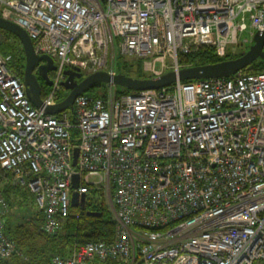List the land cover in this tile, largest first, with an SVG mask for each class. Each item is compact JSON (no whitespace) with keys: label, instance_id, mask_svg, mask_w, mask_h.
Returning <instances> with one entry per match:
<instances>
[{"label":"built area","instance_id":"obj_1","mask_svg":"<svg viewBox=\"0 0 264 264\" xmlns=\"http://www.w3.org/2000/svg\"><path fill=\"white\" fill-rule=\"evenodd\" d=\"M0 15L57 61L43 105L0 51V166L28 187L55 233L72 194L102 187L114 241L76 245L53 264H264V71L177 79L170 86L64 98L67 69L117 74L119 55L144 57L152 77L180 54L226 56L264 29V0H0ZM75 149H79L75 162ZM79 175L78 186L73 177ZM0 189V261L16 251Z\"/></svg>","mask_w":264,"mask_h":264},{"label":"trees","instance_id":"obj_2","mask_svg":"<svg viewBox=\"0 0 264 264\" xmlns=\"http://www.w3.org/2000/svg\"><path fill=\"white\" fill-rule=\"evenodd\" d=\"M247 49L248 47L236 53L230 51L226 56L219 57L212 47H201L191 53L180 54L179 60L184 65L216 63L241 56ZM0 51L3 54H12L13 59L10 65L20 75H23L26 64L23 44L15 34L2 28H0ZM143 63L144 57L133 56L131 58L130 56L119 55L117 69L119 73L134 77H152L144 70ZM244 70L252 73L264 71V58H258ZM184 81L189 82L190 79ZM50 88L46 81L43 95ZM109 89V83H97L88 92L98 96H107ZM132 91L134 90L123 86H115V92L118 94ZM67 93L68 91L62 87L58 97L63 98ZM12 179V173L0 166V189H2L10 207L17 203L24 204L30 190L28 187L13 184ZM43 223L44 213L38 207L33 215L23 218L16 225L12 227L6 225L7 232L14 239L17 249L12 255L2 259L0 264H53L55 255L70 256L76 245L90 241L112 242L117 232V220L114 211L100 186L93 187L87 193L84 202L70 206L68 214L60 217V227L55 233L46 232L43 229ZM103 264H120V262L109 259Z\"/></svg>","mask_w":264,"mask_h":264},{"label":"water","instance_id":"obj_3","mask_svg":"<svg viewBox=\"0 0 264 264\" xmlns=\"http://www.w3.org/2000/svg\"><path fill=\"white\" fill-rule=\"evenodd\" d=\"M0 28L15 34L22 42L26 57L24 77L26 92L35 105L42 106V87L39 79L34 73V70L40 61H46L45 64L40 66V69L44 72L45 80L49 85H51L52 79H50L47 75V68H49L51 63L54 62L53 57L48 54H38L35 51L34 44L29 33L15 21L9 20L0 15ZM258 58H264V29L258 30L255 33L253 43L250 45V48L241 56L221 60L216 63L186 66L182 67L179 71L170 70L159 77L139 78L121 72L111 74L107 70H99L86 75L79 68H75L72 71L66 70L65 73L68 77L63 81V86L68 90V93L65 95L64 99L55 105L47 107V109L51 114L59 113L68 108L74 109L75 98L79 94L89 91L97 83H109L133 90L161 88L170 86L177 79L193 80L231 76L239 70L249 67ZM77 78H81V80H77ZM74 152L76 162L79 149H75ZM73 180L74 186L77 187L79 175L75 174ZM79 198V192L74 191L72 194V204H78ZM82 198L85 200L86 195H82ZM92 213L97 214L95 212Z\"/></svg>","mask_w":264,"mask_h":264},{"label":"rangeland","instance_id":"obj_4","mask_svg":"<svg viewBox=\"0 0 264 264\" xmlns=\"http://www.w3.org/2000/svg\"><path fill=\"white\" fill-rule=\"evenodd\" d=\"M252 40H253V37L251 35L250 30L241 33L240 34V43L233 48V53L240 52L247 47L249 49L250 45L252 44L251 43ZM143 65H144V63H143ZM144 70L146 71V73L152 75L151 71L147 70L145 68V66H144ZM65 90H67V89L65 88ZM117 94L118 93L115 92V95H117ZM104 192H105V190H104ZM105 194L108 197V194L106 192H105ZM35 196L36 195L31 190H29L27 193V196L25 198L24 204L23 203H21V204L17 203V204H14L11 206L10 212L7 215V219H6L7 226L12 227V226L16 225L19 221H22L23 218L29 217V216L33 215L34 212L37 211L38 205H37V201H36ZM108 201H109V205L111 206L110 198H108Z\"/></svg>","mask_w":264,"mask_h":264},{"label":"flooded vegetation","instance_id":"obj_5","mask_svg":"<svg viewBox=\"0 0 264 264\" xmlns=\"http://www.w3.org/2000/svg\"><path fill=\"white\" fill-rule=\"evenodd\" d=\"M251 43H253V41H251ZM45 63H46V61H40L37 64V66H36V68L34 70L35 75L37 76V78L40 81V84H41V87H42V92L44 90V84H45L46 80H45V77H44V72L40 69V66L43 65V64H45ZM56 68H57V61L54 59V62L51 63V65L49 66V68H47L48 69L47 70V75H48V77L50 79L53 78V76L55 74V71H56ZM67 70H71L72 71L73 69H67ZM23 72H24L23 75H20V76L24 80V77H25V68H24V71ZM67 77L68 76L66 75V78ZM77 80H81V78H77Z\"/></svg>","mask_w":264,"mask_h":264},{"label":"clouds","instance_id":"obj_6","mask_svg":"<svg viewBox=\"0 0 264 264\" xmlns=\"http://www.w3.org/2000/svg\"><path fill=\"white\" fill-rule=\"evenodd\" d=\"M255 35V34H254ZM254 37V36H253ZM253 41V40H252Z\"/></svg>","mask_w":264,"mask_h":264}]
</instances>
